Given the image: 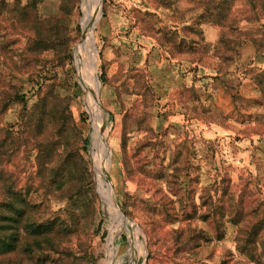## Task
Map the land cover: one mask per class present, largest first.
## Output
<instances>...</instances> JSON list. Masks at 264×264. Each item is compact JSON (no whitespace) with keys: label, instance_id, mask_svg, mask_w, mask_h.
I'll use <instances>...</instances> for the list:
<instances>
[{"label":"rangeland","instance_id":"1","mask_svg":"<svg viewBox=\"0 0 264 264\" xmlns=\"http://www.w3.org/2000/svg\"><path fill=\"white\" fill-rule=\"evenodd\" d=\"M263 89L264 0H0V197L9 179L49 214L83 209L82 264L248 262L231 224L180 241L191 177L252 175L264 199Z\"/></svg>","mask_w":264,"mask_h":264},{"label":"trees","instance_id":"2","mask_svg":"<svg viewBox=\"0 0 264 264\" xmlns=\"http://www.w3.org/2000/svg\"><path fill=\"white\" fill-rule=\"evenodd\" d=\"M31 5L36 8L34 1ZM189 32L195 36L201 29L189 25ZM231 42L228 41L230 45ZM197 43L195 37L189 39L194 54H199ZM37 44L41 47L43 39L39 38ZM236 46H240L239 42ZM222 58L232 55L224 52ZM261 94L263 101L257 104L264 106V89ZM49 112V107L43 108V114ZM44 153L48 162L62 156L58 147L54 151L40 150L38 161ZM205 176L208 182L203 185L200 174L189 177V234L183 232L180 243L193 251L203 243L223 240L228 234L227 224H231L236 226V251L248 261L241 264H264V199L252 187V175H242L237 182L228 171L220 180L210 173ZM197 185H201L200 189ZM4 186L5 194L0 197V264H82L76 250L78 243H84L89 251V240L83 238L88 233L83 209L49 214L47 197L36 200L9 179Z\"/></svg>","mask_w":264,"mask_h":264},{"label":"bare ground","instance_id":"3","mask_svg":"<svg viewBox=\"0 0 264 264\" xmlns=\"http://www.w3.org/2000/svg\"><path fill=\"white\" fill-rule=\"evenodd\" d=\"M92 13L93 12L91 10H89L87 12L88 17H87V19L83 23V27H84V31H85V37H84V39L80 43V47H79V50H78V53H77V59L78 60L84 59L86 57V54L85 53H87V50L89 49L88 48V45H89L88 43L90 41V26H91V21H92V18H91Z\"/></svg>","mask_w":264,"mask_h":264}]
</instances>
